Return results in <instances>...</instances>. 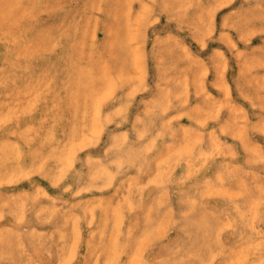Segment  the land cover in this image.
I'll use <instances>...</instances> for the list:
<instances>
[{
    "label": "rangeland",
    "instance_id": "374dc122",
    "mask_svg": "<svg viewBox=\"0 0 264 264\" xmlns=\"http://www.w3.org/2000/svg\"><path fill=\"white\" fill-rule=\"evenodd\" d=\"M28 1L0 13V264H264V0Z\"/></svg>",
    "mask_w": 264,
    "mask_h": 264
},
{
    "label": "bare ground",
    "instance_id": "6f19581e",
    "mask_svg": "<svg viewBox=\"0 0 264 264\" xmlns=\"http://www.w3.org/2000/svg\"><path fill=\"white\" fill-rule=\"evenodd\" d=\"M31 7H32V2H30V1H28V0H24L22 3L21 2H16V4L13 6V7H11V6H9V8L8 9H5V13H1L2 14V16H1V18H2V21L5 23V24H7V26L5 27V29H9V28H14V26L15 27H18L19 25H20V23H18V22H21V20L22 19H24L25 17H27L28 15H30L31 14ZM77 41V40H76ZM74 44H77L76 46L78 47V55H80V56H82V55H87V54H82V52L83 51H81V49H87L86 47H85V44L83 43V42H81V40H78L77 42H75ZM17 54V53H16ZM15 54V55H16ZM15 60H16V58H15V56L13 57H11L10 58V62L11 63H15ZM83 60H85L87 63H84V64H82L83 66H90L91 65V63H89L90 62V57H86V58H84ZM109 60V59H108ZM110 63L109 62H107V66L105 67V71L106 72H108L109 70H110V65H109ZM92 66V65H91ZM91 66L90 67H82L81 69H84V68H91ZM91 81H92V79H91ZM29 88H30V91H32L35 87H36V83H33V84H30L29 86H28ZM90 90H92L91 88H90ZM37 99H40V96L39 95H37ZM97 99H99L98 97H96V100ZM94 130V129H93ZM209 183V182H208ZM212 184V183H211ZM203 185V184H202ZM205 185V184H204ZM209 186H210V188H214V187H211L212 185H210V184H208ZM208 185H206V186H208ZM219 186H220V184H219ZM206 188V187H205ZM208 188V187H207ZM210 188H209V191H210ZM212 191L214 192V190L212 189ZM224 196H226V195H224ZM238 202V201H237ZM216 205V204H215ZM233 205V204H232ZM239 205H241V204H239ZM208 207V206H207ZM239 207V206H238ZM249 208V207H248ZM250 209H252L253 210V208H250ZM234 210V209H233ZM250 212H252L251 210H249ZM246 214V213H245ZM260 214V213H259ZM248 216H249V213L247 214ZM247 215H246V217H247ZM227 216V215H226ZM230 217H231V215H230ZM232 217H234L233 215H232ZM231 217V218H232ZM246 217H244V218H246ZM240 218V217H239ZM248 218V217H247ZM259 218V217H258ZM241 219V218H240ZM250 219H251V216H250ZM249 219V220H250ZM254 219V218H253ZM242 220H243V217H242ZM261 220V219H260ZM224 221V220H223ZM247 220H245V222H246ZM258 221V220H257ZM222 222V221H221ZM232 222V221H231ZM230 222V223H231ZM235 222V221H234ZM250 222H251V220H250ZM227 222H225V224H226ZM233 223V222H232ZM260 223V222H259ZM222 224V223H221ZM258 224V223H257ZM242 225V224H241ZM251 225V224H250ZM262 225V224H261ZM260 225V226H261ZM247 226H249V224H247ZM256 226V225H255ZM263 226V225H262ZM224 227H226V226H224ZM228 227V226H227ZM226 227V228H227ZM252 228H253V226H251ZM234 228V227H233ZM264 228V227H263ZM254 229V228H253ZM252 229V230H253ZM239 230V229H238ZM264 230V229H263ZM226 232V231H225ZM240 232V231H239ZM259 232V231H258ZM261 232H262V229H261ZM231 233V232H230ZM251 233V232H250ZM225 234V233H224ZM227 235V234H226ZM225 235V236H226ZM263 235V234H262ZM230 237V236H229ZM229 237H227V238H229ZM239 237V236H238ZM225 239V238H224ZM260 239V238H259ZM259 239L257 240L258 242H259ZM250 240L251 241H253L254 242V240L256 241V239H251L250 238ZM257 241L255 242L256 244H257V246H259L260 244H258L257 243ZM260 241H261V239H260ZM249 242V241H248ZM236 243V242H235ZM250 243V242H249ZM252 243V242H251ZM250 243V244H251ZM254 243V244H255ZM248 245V244H247ZM243 246V245H242ZM241 246V247H242ZM239 248V247H237L238 249H239V251H240V249H242V248ZM248 247V246H247ZM254 247V246H253ZM220 248V247H219ZM256 248V247H255ZM230 249V248H229ZM231 249H234L233 247L231 248ZM230 249V250H231ZM256 250V249H255ZM243 251V250H242ZM257 251V250H256ZM259 251V250H258ZM219 252V251H218ZM228 252V251H227ZM251 252H253V251H251ZM260 252V251H259ZM246 253V252H245ZM249 253V252H248ZM248 253H246L245 254V256L248 254ZM255 253V252H254ZM259 254V253H258ZM229 255V254H228ZM250 255H252V254H250ZM260 258V257H259ZM217 260V259H216ZM221 260V259H220ZM225 260V259H224ZM252 260V259H251ZM258 260H260V259H258ZM227 262H228V260H226ZM263 261V260H262ZM219 262H221V261H219ZM248 262V261H247ZM253 262V261H252ZM252 262H250L249 264H252ZM255 262V264H257V262L256 261H254ZM253 262V263H254ZM260 262V261H259ZM244 263V262H243Z\"/></svg>",
    "mask_w": 264,
    "mask_h": 264
}]
</instances>
